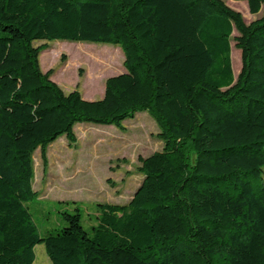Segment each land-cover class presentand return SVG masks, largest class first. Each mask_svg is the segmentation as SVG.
Listing matches in <instances>:
<instances>
[{
	"label": "trees",
	"instance_id": "trees-1",
	"mask_svg": "<svg viewBox=\"0 0 264 264\" xmlns=\"http://www.w3.org/2000/svg\"><path fill=\"white\" fill-rule=\"evenodd\" d=\"M246 24L221 0H0V264H264V0ZM237 36L232 38L233 31ZM231 40L241 53L234 78ZM118 45L125 72L102 99L64 93L35 42ZM146 112L163 149L140 158L127 204L79 209L40 235L34 153L81 123Z\"/></svg>",
	"mask_w": 264,
	"mask_h": 264
},
{
	"label": "rangeland",
	"instance_id": "rangeland-1",
	"mask_svg": "<svg viewBox=\"0 0 264 264\" xmlns=\"http://www.w3.org/2000/svg\"><path fill=\"white\" fill-rule=\"evenodd\" d=\"M221 1L246 24L262 17L263 12L251 15L245 1ZM34 46H45L39 56L41 71L51 72V81L64 93L77 89L87 101L102 99L106 80L125 72V57L118 45L40 41ZM231 61L236 79L241 53L233 40ZM123 127L77 124L75 143L64 136L58 138L47 148L46 165L39 150L34 153L32 186L37 197L27 205L40 235L63 227L61 212L75 213L78 208L87 229L95 224L98 204L123 205L131 200L143 180L139 159L160 152L163 142L157 124L146 112L124 121ZM34 253L33 264H52L43 245H36Z\"/></svg>",
	"mask_w": 264,
	"mask_h": 264
},
{
	"label": "bare ground",
	"instance_id": "bare-ground-1",
	"mask_svg": "<svg viewBox=\"0 0 264 264\" xmlns=\"http://www.w3.org/2000/svg\"><path fill=\"white\" fill-rule=\"evenodd\" d=\"M106 62H109V60H107Z\"/></svg>",
	"mask_w": 264,
	"mask_h": 264
}]
</instances>
